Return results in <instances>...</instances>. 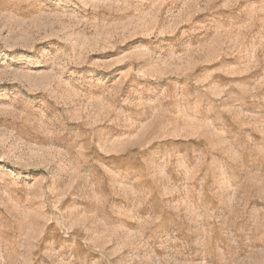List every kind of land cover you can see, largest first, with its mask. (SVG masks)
Returning a JSON list of instances; mask_svg holds the SVG:
<instances>
[{
  "label": "rangeland",
  "instance_id": "1",
  "mask_svg": "<svg viewBox=\"0 0 264 264\" xmlns=\"http://www.w3.org/2000/svg\"><path fill=\"white\" fill-rule=\"evenodd\" d=\"M0 264H264V0H0Z\"/></svg>",
  "mask_w": 264,
  "mask_h": 264
}]
</instances>
